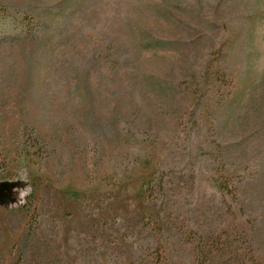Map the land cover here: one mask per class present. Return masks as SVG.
<instances>
[{"label":"rangeland","instance_id":"374dc122","mask_svg":"<svg viewBox=\"0 0 264 264\" xmlns=\"http://www.w3.org/2000/svg\"><path fill=\"white\" fill-rule=\"evenodd\" d=\"M0 264H264V0H0Z\"/></svg>","mask_w":264,"mask_h":264}]
</instances>
